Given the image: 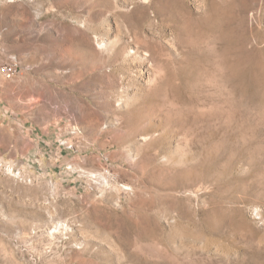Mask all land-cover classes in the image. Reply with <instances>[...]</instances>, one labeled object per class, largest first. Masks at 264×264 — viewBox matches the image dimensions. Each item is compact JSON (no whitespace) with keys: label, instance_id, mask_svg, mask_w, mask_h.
Wrapping results in <instances>:
<instances>
[{"label":"rangeland","instance_id":"1","mask_svg":"<svg viewBox=\"0 0 264 264\" xmlns=\"http://www.w3.org/2000/svg\"><path fill=\"white\" fill-rule=\"evenodd\" d=\"M0 264H264V0H0Z\"/></svg>","mask_w":264,"mask_h":264},{"label":"bare ground","instance_id":"2","mask_svg":"<svg viewBox=\"0 0 264 264\" xmlns=\"http://www.w3.org/2000/svg\"><path fill=\"white\" fill-rule=\"evenodd\" d=\"M136 39L138 40V41H141V40H143L144 41V46H145V38H143L142 37V35H137L136 36ZM149 41V40H148ZM147 42V41H146ZM152 42V41H151ZM153 44H155V43H153ZM147 45V44H146ZM146 47V46H145ZM146 48H148L150 51H151V49H152V47H151V44L149 45V46H147ZM158 52H159V50H158ZM153 55V54H152ZM154 56V55H153ZM151 58H152V56H151Z\"/></svg>","mask_w":264,"mask_h":264},{"label":"crops","instance_id":"3","mask_svg":"<svg viewBox=\"0 0 264 264\" xmlns=\"http://www.w3.org/2000/svg\"><path fill=\"white\" fill-rule=\"evenodd\" d=\"M39 153L40 154H45V152H43L42 150L41 151H38V152L37 151H34V152L30 153V154H39Z\"/></svg>","mask_w":264,"mask_h":264}]
</instances>
